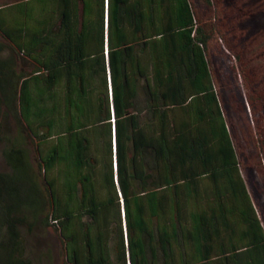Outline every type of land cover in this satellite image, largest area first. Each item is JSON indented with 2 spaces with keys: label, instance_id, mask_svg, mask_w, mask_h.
Listing matches in <instances>:
<instances>
[{
  "label": "trees",
  "instance_id": "obj_1",
  "mask_svg": "<svg viewBox=\"0 0 264 264\" xmlns=\"http://www.w3.org/2000/svg\"><path fill=\"white\" fill-rule=\"evenodd\" d=\"M252 2L0 4V264H264Z\"/></svg>",
  "mask_w": 264,
  "mask_h": 264
},
{
  "label": "rangeland",
  "instance_id": "obj_2",
  "mask_svg": "<svg viewBox=\"0 0 264 264\" xmlns=\"http://www.w3.org/2000/svg\"><path fill=\"white\" fill-rule=\"evenodd\" d=\"M15 1L17 0H0V4L14 3ZM253 7L256 8V10H260L257 11V13L260 14L262 10L264 11V0H254V2H252V8ZM218 64L222 67L221 76L225 86V92L227 96H232V94L235 92V83L228 70V65H223V62L220 58L218 59ZM0 170L7 171L2 159H0ZM28 249L30 253H38V255H40L39 259L41 264H61L62 262V247L57 234L54 233L52 229L38 226L35 229L32 238L29 240ZM47 250L50 252L49 260L44 257ZM31 255L29 256L33 258Z\"/></svg>",
  "mask_w": 264,
  "mask_h": 264
}]
</instances>
